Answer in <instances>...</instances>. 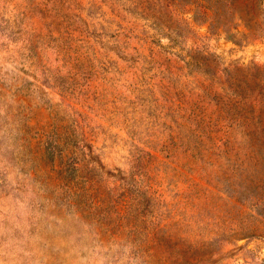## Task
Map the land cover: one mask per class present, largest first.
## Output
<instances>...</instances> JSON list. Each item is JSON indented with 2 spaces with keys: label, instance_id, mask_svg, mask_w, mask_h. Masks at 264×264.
<instances>
[{
  "label": "rangeland",
  "instance_id": "rangeland-1",
  "mask_svg": "<svg viewBox=\"0 0 264 264\" xmlns=\"http://www.w3.org/2000/svg\"><path fill=\"white\" fill-rule=\"evenodd\" d=\"M205 6L0 0V264H264V0Z\"/></svg>",
  "mask_w": 264,
  "mask_h": 264
},
{
  "label": "trees",
  "instance_id": "trees-1",
  "mask_svg": "<svg viewBox=\"0 0 264 264\" xmlns=\"http://www.w3.org/2000/svg\"><path fill=\"white\" fill-rule=\"evenodd\" d=\"M201 1L206 3V6H205L206 9H208L209 11H212V13H213L214 17H216V19H218L217 17H221L222 12L228 11V13H229L231 10L237 9V7H239L240 4H242V3L244 4V2H246L248 6H249V4H253V5L255 4L256 7L257 6L261 7L263 4V0H201ZM240 15H243V14L240 13ZM243 17L244 16H240L239 20L246 23L245 18H243ZM247 29L250 30L249 28H247ZM257 105H258V103H257ZM259 111L264 112V104H262V106L260 105Z\"/></svg>",
  "mask_w": 264,
  "mask_h": 264
}]
</instances>
